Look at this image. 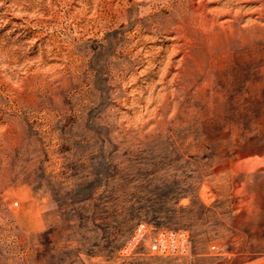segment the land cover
I'll return each instance as SVG.
<instances>
[{
    "label": "rangeland",
    "instance_id": "1",
    "mask_svg": "<svg viewBox=\"0 0 264 264\" xmlns=\"http://www.w3.org/2000/svg\"><path fill=\"white\" fill-rule=\"evenodd\" d=\"M0 264H264V0H0Z\"/></svg>",
    "mask_w": 264,
    "mask_h": 264
},
{
    "label": "built area",
    "instance_id": "2",
    "mask_svg": "<svg viewBox=\"0 0 264 264\" xmlns=\"http://www.w3.org/2000/svg\"><path fill=\"white\" fill-rule=\"evenodd\" d=\"M15 203H16V202H15ZM162 234H163V233H160L159 235L162 236ZM166 234H167V233H165V235H166ZM181 234H182V233H179V235H181ZM168 235H171V237H172V236L177 235V233H176V232L169 231V234H168ZM168 235H166V236H168ZM150 246H151V248L154 249V250H158V249L161 250V251L164 250V248L161 247V246L157 243V241H152Z\"/></svg>",
    "mask_w": 264,
    "mask_h": 264
},
{
    "label": "bare ground",
    "instance_id": "3",
    "mask_svg": "<svg viewBox=\"0 0 264 264\" xmlns=\"http://www.w3.org/2000/svg\"><path fill=\"white\" fill-rule=\"evenodd\" d=\"M181 3H182V2H181ZM179 7H180V6H179ZM185 14H186V13H185ZM100 15H101V14H100ZM180 15H181V14H180ZM180 17H181V16H180ZM183 18H184V17H183ZM179 19H180V18H179ZM173 27H175V26H173ZM155 28H156V27H155ZM175 28H176V27H175ZM147 31H148V30H147ZM174 37H175V36H174ZM142 39H143V38H142ZM146 50H147V49H146ZM168 61H169V60H168ZM163 71H164V70H163ZM154 74H155V73H154ZM165 74H166V73H165ZM175 75H176V74H175ZM160 76H161V79H163L165 75L162 74V75H160ZM166 76H167V75H166ZM173 77H174V76H173ZM165 82H166V81H165ZM171 82H172V77H171ZM170 85H171V84H170ZM153 86H155V85H153ZM153 86H152L151 89H153ZM171 88H172V87H171ZM170 90H171V89H170ZM165 91H166V89H165ZM165 91H164V92H165ZM173 91H174V90H173ZM159 94H160V93H159Z\"/></svg>",
    "mask_w": 264,
    "mask_h": 264
}]
</instances>
